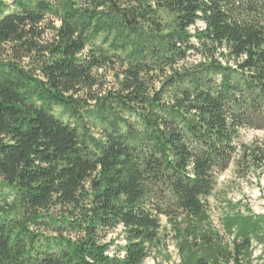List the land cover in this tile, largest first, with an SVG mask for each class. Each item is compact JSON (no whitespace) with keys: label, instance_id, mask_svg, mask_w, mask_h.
Returning <instances> with one entry per match:
<instances>
[{"label":"trees","instance_id":"16d2710c","mask_svg":"<svg viewBox=\"0 0 264 264\" xmlns=\"http://www.w3.org/2000/svg\"><path fill=\"white\" fill-rule=\"evenodd\" d=\"M242 130H264V0H0V264H141L162 217L182 264L246 263L264 215H226L230 247L208 212L230 166L264 175Z\"/></svg>","mask_w":264,"mask_h":264},{"label":"rangeland","instance_id":"374dc122","mask_svg":"<svg viewBox=\"0 0 264 264\" xmlns=\"http://www.w3.org/2000/svg\"><path fill=\"white\" fill-rule=\"evenodd\" d=\"M6 55H3L5 58ZM194 59L189 58L188 64ZM105 87L115 88L116 82L114 72L109 69H102L99 72ZM257 138L264 140V130L262 131H240V140L249 142ZM209 203V224L218 235L223 243L231 247L232 237L224 233L222 229V219L226 215H264V175L260 177L237 178L234 169L230 166L225 172L217 178V185L210 198ZM159 244L153 248L148 257L141 264H182L181 257L178 253V238L166 220L160 218ZM264 231L259 232L258 235ZM107 240H115L116 243L121 241V229L110 232ZM250 258L244 264H264V243L254 238L250 246Z\"/></svg>","mask_w":264,"mask_h":264}]
</instances>
